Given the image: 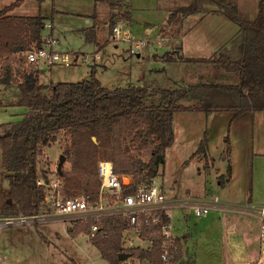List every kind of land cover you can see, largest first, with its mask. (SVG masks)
Returning a JSON list of instances; mask_svg holds the SVG:
<instances>
[{
	"label": "rangeland",
	"instance_id": "obj_1",
	"mask_svg": "<svg viewBox=\"0 0 264 264\" xmlns=\"http://www.w3.org/2000/svg\"><path fill=\"white\" fill-rule=\"evenodd\" d=\"M13 1L0 0V8ZM236 1L244 17H256L258 0ZM131 4L133 38L147 42L139 49L141 58L137 57V52L129 51L130 44L126 41H113L109 37L111 34L104 26V19L110 8L105 3H95L94 0H23L13 9V13L39 14L46 18V21L53 23V35L50 33L52 30L45 28L43 35L51 34L59 41L58 47L62 51L75 55L71 65H42L40 82L50 87L57 82L84 81L89 79V70L93 65L96 66V76L101 85L109 89L141 85L144 74L155 72L160 79L167 77L168 86H172L173 81H196L200 70L194 63L182 62L181 57L176 63H163L156 60L155 55L179 51L180 56L185 58H208L228 46L219 47L218 43L231 33L230 25L235 23L224 14H221V18L214 16L213 5L198 14L172 16L174 8L184 4L181 0H131ZM95 23L98 28L94 42L87 36L92 37L89 28ZM146 28L152 32L146 33ZM160 39L162 42H159ZM175 45L177 48H173ZM94 57L97 59L94 60ZM45 91L50 93V88ZM19 97L17 86L0 85V123L15 122L25 114L26 108L17 105ZM184 103L193 104L192 101ZM234 114L230 110L205 111L195 108L175 112L173 124L176 139L167 149L165 164L153 181L163 186L168 196L176 193L185 201H212L218 197L222 204L219 208L212 206L210 213L200 219L195 215L193 206L173 210V233L182 242V253L176 264H264L260 218L253 212L223 209L230 205L228 202H233L237 207H241L243 201L246 203L239 182L245 183L249 173H252V151L259 155L256 160L261 159L264 166V110L245 112L241 117H236V121ZM59 139L46 149L49 165L42 164V168L48 169L51 164L58 163L66 137L60 135ZM202 142H207L206 152L197 153ZM225 142H229V146L223 148ZM127 147L143 161L151 158V145L127 139ZM217 155L221 156L213 165L212 157ZM217 167L220 168L219 172ZM62 168H69L66 160ZM232 175L231 189H224L219 181ZM1 177L0 174V186H7ZM261 201H264L263 195L254 194V208L264 207V203L257 206ZM77 224L81 223L52 218L34 225L2 226L0 264H109L91 243L88 234H76ZM245 244L249 256L245 254ZM125 264L150 263L129 258Z\"/></svg>",
	"mask_w": 264,
	"mask_h": 264
},
{
	"label": "trees",
	"instance_id": "obj_2",
	"mask_svg": "<svg viewBox=\"0 0 264 264\" xmlns=\"http://www.w3.org/2000/svg\"><path fill=\"white\" fill-rule=\"evenodd\" d=\"M94 1L110 8L107 20L110 34L119 22L131 21V0ZM181 1L184 4L174 8L172 16L198 14L213 5V11L233 20L240 33L230 46L208 58H185L179 51L155 55L163 63H176L180 57L182 62L194 63L200 70L196 81H173L168 86L167 77L160 79L153 73L141 85L112 89L101 85L95 65L91 66L87 80L57 82L50 87L42 84L37 67L26 69L25 54L34 46H42L48 21L39 14H13L23 0L0 9V85L17 86L20 93L17 105L26 108L19 120L0 123V174L1 180L7 182V186H0V216L39 212L45 188L37 184V179L39 176L47 179V168L41 165H49L46 149L59 135L66 137L62 153L69 163L68 169L61 167L59 171L64 179L63 194L84 192L90 201H95L101 183L97 169L100 160L111 161L117 174L135 176V187L153 181L165 164L167 149L175 141V112L188 108L230 110L234 111L235 119L245 112L264 110V0H258L254 19L244 17L229 0ZM49 88L50 93H46ZM184 101L193 104L185 105ZM127 139L151 145L149 161L133 155ZM206 143H201L197 153L206 152ZM92 224L93 221L75 225L76 234H89ZM96 224L106 236L96 235L90 241L109 264H121L118 255L122 252L131 259L165 264L158 243L146 251L121 247V231L126 225L122 217H103ZM177 241L182 249L180 238ZM181 253L172 264L178 262Z\"/></svg>",
	"mask_w": 264,
	"mask_h": 264
},
{
	"label": "built area",
	"instance_id": "obj_3",
	"mask_svg": "<svg viewBox=\"0 0 264 264\" xmlns=\"http://www.w3.org/2000/svg\"><path fill=\"white\" fill-rule=\"evenodd\" d=\"M45 29H51L50 22L45 24ZM146 33H151V30ZM111 38L117 41H126L135 50L142 49L147 45L146 41L133 38L131 30L125 22H119L113 27ZM159 42H162V39ZM58 45L57 39L51 34L44 35L41 47L34 46L26 52V69L29 70L38 65L48 67L71 65L75 55L62 51ZM1 73L0 64V78ZM97 169L101 183L97 199L90 201L84 192L65 196L63 194L64 179L57 170L56 162L51 164L47 169V179L42 176L37 179V184L45 188L39 212L29 215L0 216V228L2 226L34 225L45 223L52 218H60L64 221L79 223L93 221L89 237L96 235L105 237L106 232L100 230L96 222L103 217L120 216L126 221L120 239L123 249L135 248L146 251L151 250L158 243L162 261L165 264H172L182 251L177 241L179 236L173 233V210L190 205L194 207L195 215L200 219L210 213L212 206H222L218 197L212 201L203 199L185 201L178 197L168 196L155 181L150 184L141 183L135 187V176L115 173L112 162L109 160H100ZM238 208L259 215L260 237L264 240V207L256 209L253 205L244 203ZM129 258L120 261V263L125 264Z\"/></svg>",
	"mask_w": 264,
	"mask_h": 264
},
{
	"label": "crops",
	"instance_id": "obj_4",
	"mask_svg": "<svg viewBox=\"0 0 264 264\" xmlns=\"http://www.w3.org/2000/svg\"><path fill=\"white\" fill-rule=\"evenodd\" d=\"M229 1H231V2H234L236 5L237 4H239V3H237V1L236 0H229ZM14 2V1H13ZM12 3V2H11ZM23 3V2H22ZM1 9V8H0ZM213 10V9H212ZM215 12V11H214ZM12 13H13V11H12ZM110 13V12H109ZM109 13L107 14V17H105V19H104V26H107V19H108V17H109ZM14 14V13H13ZM215 15L214 16H216V17H218V18H221L220 16H221V14H223V13H220V12H215L214 13ZM15 15H21V14H15ZM95 17V16H94ZM93 17V18H94ZM93 20H95V19H93ZM87 21H89V19L87 20ZM95 22H96V20H95ZM231 22H233V21H231ZM51 23V22H50ZM127 25H128V27L130 28V30H131V21L130 22H125ZM231 23H229V25H230ZM233 24V25H232ZM230 26H231V33L228 35V36H226V38L225 39H223V40H221V41H219V43H218V45H220L219 47H223L224 45H228V46H230V44H231V41H232V39L236 36V35H238L239 33H240V28H239V26L238 25H234V24H236V23H232ZM228 25V26H229ZM238 26V27H237ZM97 28H98V26H97V24L95 23L91 28H89V32L90 33H92L93 35H92V37H89V36H87L88 38H90V41H94L95 42V39H94V35H95V31L97 30ZM157 28V27H156ZM50 30H52V31H50V33L53 35V23H51V29ZM148 30H151L150 28H146V32L148 31ZM131 32H132V30H131ZM152 32V31H151ZM220 36V35H219ZM219 36H217L218 38H219ZM110 38H111V35L109 36ZM58 41V40H57ZM114 41V40H113ZM58 43H59V41H58ZM228 43H230V44H228ZM129 44V43H128ZM173 48H177V46L175 45ZM128 49H130L129 51H131V52H133V53H136L137 52V57L138 58H141V56H142V54L140 53V51L141 50H135V49H132L130 46H129V48ZM139 52V53H138ZM132 54V53H131ZM97 59V57H94V60H96ZM140 59H138V61H139ZM42 65H38L37 66V69H38V71H39V77H40V67H41ZM53 66H56V65H53ZM51 67V66H50ZM156 73V72H155ZM150 75V74H149ZM149 75H147V74H144V76H143V78H141L142 80L141 81H143V79L144 78H146L147 76H149ZM251 113V112H250ZM252 113H255V111H252ZM241 117V116H240ZM239 118V117H238ZM238 118H235V120L234 121H236ZM245 134H246V132H245ZM60 136V135H59ZM59 136H58V140H57V142H59L60 141V139H59ZM175 139H176V137H175ZM229 142H225V145L223 146V148L224 147H226V146H229V144H228ZM46 153H47V151H46ZM48 154V153H47ZM221 155H217V157H212V161H211V163L213 164V165H216V163L218 162V157H220ZM256 157H259V155L258 154H255V152H253L252 151V154L250 155V159L252 160V163H251V165H252V173H249V178L247 177V181L245 182V183H243L242 181H240L239 182V184H240V188H241V192L243 193V196L244 197H246V203H248V204H250V205H255V204H253V202H252V197L254 196V194L256 195V194H258V195H263V197H264V166H263V163H262V161H261V159L259 160H256ZM212 165V166H213ZM213 167H216V166H213ZM161 170V169H160ZM217 170H218V172L220 171V168L219 167H217ZM162 172V171H161ZM160 173V172H159ZM232 181H233V175L232 176H229V177H223V179L222 180H220L219 181V184L220 185H222L223 187H225L224 189H227V190H230L231 189V184H232ZM161 188L162 189H165L163 186H161ZM169 196H171V197H178V198H180V196L178 195V194H176V193H173V194H171V195H169ZM248 200V201H247ZM260 201V200H259ZM230 205H226V207H224L223 209H234L235 211H240V212H244L243 210H240L233 202H228ZM242 203H245V201H243ZM260 203H264V201H261V202H258L257 203V206H258V204H260ZM220 206H217V208H219ZM255 215V214H254ZM257 216L259 217V215L257 214ZM245 247H246V251H245V254L247 255V256H249V250H248V247L246 246V244H245ZM236 257H233V259H235Z\"/></svg>",
	"mask_w": 264,
	"mask_h": 264
},
{
	"label": "water",
	"instance_id": "obj_5",
	"mask_svg": "<svg viewBox=\"0 0 264 264\" xmlns=\"http://www.w3.org/2000/svg\"><path fill=\"white\" fill-rule=\"evenodd\" d=\"M93 140H95L94 137H93ZM64 161H65V156L63 154H60L59 157H58V163H57V170L58 171L61 170V167H62ZM129 257H130V255L127 254V253H120L118 255V260L122 261V260L128 259Z\"/></svg>",
	"mask_w": 264,
	"mask_h": 264
}]
</instances>
